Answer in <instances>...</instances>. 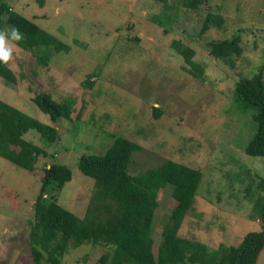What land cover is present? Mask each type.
Instances as JSON below:
<instances>
[{"label":"rangeland","instance_id":"374dc122","mask_svg":"<svg viewBox=\"0 0 264 264\" xmlns=\"http://www.w3.org/2000/svg\"><path fill=\"white\" fill-rule=\"evenodd\" d=\"M6 2L65 47L51 48L43 61L10 39L11 26L4 27L13 47L8 66L17 82L6 85L0 77V100L56 127L58 139L46 144L33 129L23 135L45 150L32 171L0 156V264H34L29 234L44 167L61 163L70 169L71 179L56 201L82 217L95 182L79 170V157L103 154L118 136L140 146L128 164L132 175L169 159L201 171L177 235L215 249L237 245L247 232L262 228L252 209L264 196L258 185L264 180V156L245 152L256 122L251 110L235 105L234 88L260 69L264 80V0H207L196 8L183 0ZM208 14L221 24L211 22L203 30ZM235 35L242 52L232 63L210 53L211 41ZM173 40L194 50L193 59L204 68L202 79L189 73ZM41 92L70 104V118L53 122L32 100ZM171 189L167 184L159 190L152 213L155 255L176 204ZM36 246L43 264H55L50 247ZM112 248L104 236L69 245L59 264H102L100 257ZM256 264H264V247Z\"/></svg>","mask_w":264,"mask_h":264},{"label":"trees","instance_id":"16d2710c","mask_svg":"<svg viewBox=\"0 0 264 264\" xmlns=\"http://www.w3.org/2000/svg\"><path fill=\"white\" fill-rule=\"evenodd\" d=\"M0 0V31L9 25L19 29L23 39L14 41L21 48L32 52L43 61L49 60V50L60 51L65 45L39 25L14 12ZM165 2L167 0H158ZM207 0H183L188 8H196ZM214 14L203 21V30L212 24H221ZM239 36L211 41L210 53L232 63L233 57L242 52ZM172 46L183 57L193 76L202 79L203 66L193 59L194 50L178 40ZM0 77L6 85L13 86L17 78L13 70L0 63ZM88 83V82H87ZM33 102L53 122L70 118L72 106L57 103L49 93L41 92L32 97ZM234 103L243 112L251 110L256 122V131L245 147L251 156H264V80L260 69L252 77L240 78L234 88ZM154 117L160 110L153 107ZM35 130L46 144L58 139L57 128L38 121L16 107L0 100V156L15 165L32 171L37 158L45 150L26 140L23 135ZM140 146L125 138L116 137L103 154H83L78 168L82 174L94 179V187L82 217L61 207L56 193L71 179L70 169L61 163L44 167L41 184L33 204L34 221L31 222L30 242L34 264H43V244L49 248L55 264H59L62 253L69 245L97 241L105 237L112 253L100 257L102 264H256L264 247V196L255 201L252 214L261 220V229L247 232L237 245H219L210 249L206 244L177 235L184 215L192 206L201 179V171L174 160H165L155 168H148L141 175L128 172L132 154ZM167 184L172 185L171 195L176 201L169 215V222L161 231L156 255L150 236L152 213L158 205L157 195ZM264 189V180L258 183ZM252 215V216H253Z\"/></svg>","mask_w":264,"mask_h":264},{"label":"clouds","instance_id":"9594fccd","mask_svg":"<svg viewBox=\"0 0 264 264\" xmlns=\"http://www.w3.org/2000/svg\"><path fill=\"white\" fill-rule=\"evenodd\" d=\"M10 39L12 41H20L23 34L19 29L12 28L10 30ZM13 59V47L9 43V33L0 31V63L7 65Z\"/></svg>","mask_w":264,"mask_h":264}]
</instances>
